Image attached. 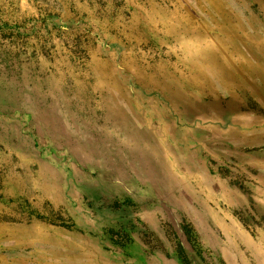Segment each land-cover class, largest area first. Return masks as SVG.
I'll return each mask as SVG.
<instances>
[{
	"label": "rangeland",
	"instance_id": "obj_1",
	"mask_svg": "<svg viewBox=\"0 0 264 264\" xmlns=\"http://www.w3.org/2000/svg\"><path fill=\"white\" fill-rule=\"evenodd\" d=\"M226 3L0 0V264H264V24Z\"/></svg>",
	"mask_w": 264,
	"mask_h": 264
},
{
	"label": "crops",
	"instance_id": "obj_2",
	"mask_svg": "<svg viewBox=\"0 0 264 264\" xmlns=\"http://www.w3.org/2000/svg\"><path fill=\"white\" fill-rule=\"evenodd\" d=\"M224 2H227V8L225 7L226 10H231L238 15L244 16L246 13L251 14L254 11V14L258 16L257 18L260 20V23L262 25L264 24V7H262L261 4L254 1L252 2V0H224ZM244 21L247 25H251V22L248 20Z\"/></svg>",
	"mask_w": 264,
	"mask_h": 264
}]
</instances>
